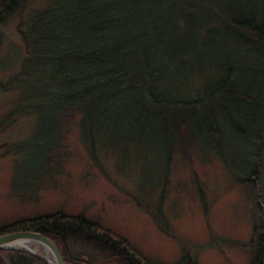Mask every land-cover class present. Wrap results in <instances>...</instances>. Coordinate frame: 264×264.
Masks as SVG:
<instances>
[{
  "label": "rangeland",
  "instance_id": "1",
  "mask_svg": "<svg viewBox=\"0 0 264 264\" xmlns=\"http://www.w3.org/2000/svg\"><path fill=\"white\" fill-rule=\"evenodd\" d=\"M18 22L15 17L0 26L1 84L17 74L25 55ZM191 33L204 40L200 32ZM218 42L226 47L230 40ZM227 49L238 67L248 69L253 62L254 48ZM191 55L175 64L171 88L178 97L191 96L193 88L209 89L201 91L206 94L217 75H224L217 70L223 61L216 60L219 53L200 60ZM38 77L0 84V227L62 211L120 234L146 264L255 263L262 239L245 245L254 228L264 235V144L259 180L253 181L260 164L255 140L225 137L214 151L203 132L208 126L203 106H196L201 130L185 140L165 136L143 120L62 119L44 100L29 114L26 99L50 83V77ZM256 112L252 107L246 113ZM250 120L254 127L255 119ZM67 245L90 264H122L80 239ZM37 254L45 256L43 250Z\"/></svg>",
  "mask_w": 264,
  "mask_h": 264
},
{
  "label": "trees",
  "instance_id": "2",
  "mask_svg": "<svg viewBox=\"0 0 264 264\" xmlns=\"http://www.w3.org/2000/svg\"><path fill=\"white\" fill-rule=\"evenodd\" d=\"M36 1L0 0V26L18 17L16 28L25 50L17 74L0 84L26 75L50 77L41 92L26 99L31 103L27 113L41 109L38 101L44 100L62 119L77 115L90 122L143 120L153 122L165 136L185 140L201 130L196 106H203L208 122L203 132L214 151L225 137L255 140L260 164L251 180H259L264 144V0H44L34 5ZM220 39L230 42L221 47ZM230 46H245L248 52L254 48L253 62L247 65L252 81L246 77V66L230 62ZM212 47L219 50L211 51ZM210 52L223 60L217 70L224 75H217L215 88L206 94L202 92L209 89L193 88L191 96H176L171 88L176 62H184L188 54L200 60ZM252 107L256 114L246 113ZM250 119H255L254 127ZM19 231L50 238L66 264H90L88 258L71 254L69 239H80L118 263L146 264L123 236L81 214L55 211L0 227V235ZM258 238L262 242L252 264H264V235L254 228L245 247ZM0 264L48 263L24 250L0 248Z\"/></svg>",
  "mask_w": 264,
  "mask_h": 264
},
{
  "label": "water",
  "instance_id": "3",
  "mask_svg": "<svg viewBox=\"0 0 264 264\" xmlns=\"http://www.w3.org/2000/svg\"><path fill=\"white\" fill-rule=\"evenodd\" d=\"M20 241L37 243L43 246L48 251H50V253L54 257L55 264H66L64 262V259H63V256L60 250L55 245V243L50 238H48L44 234L37 232V231H19V232L1 234L0 235V248L24 250V251L36 254L37 256L43 258L48 264H51L48 261L47 257L44 255L37 254V252L30 250V249H24V248L13 246L14 243H19Z\"/></svg>",
  "mask_w": 264,
  "mask_h": 264
},
{
  "label": "bare ground",
  "instance_id": "4",
  "mask_svg": "<svg viewBox=\"0 0 264 264\" xmlns=\"http://www.w3.org/2000/svg\"><path fill=\"white\" fill-rule=\"evenodd\" d=\"M13 246L19 247V248H24V249H30V250H33L35 252H39V251L43 250V253L47 257L48 261L51 264H55L54 257L52 256V254L50 253V251H48L43 246H41V245H39L37 243L20 241L19 243H14Z\"/></svg>",
  "mask_w": 264,
  "mask_h": 264
}]
</instances>
